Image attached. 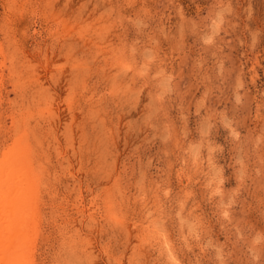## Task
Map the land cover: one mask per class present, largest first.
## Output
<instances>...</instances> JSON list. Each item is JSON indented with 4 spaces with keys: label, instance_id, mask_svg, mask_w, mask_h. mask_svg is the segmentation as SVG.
<instances>
[{
    "label": "rangeland",
    "instance_id": "374dc122",
    "mask_svg": "<svg viewBox=\"0 0 264 264\" xmlns=\"http://www.w3.org/2000/svg\"><path fill=\"white\" fill-rule=\"evenodd\" d=\"M0 50L35 264H264V0H0Z\"/></svg>",
    "mask_w": 264,
    "mask_h": 264
},
{
    "label": "bare ground",
    "instance_id": "6f19581e",
    "mask_svg": "<svg viewBox=\"0 0 264 264\" xmlns=\"http://www.w3.org/2000/svg\"><path fill=\"white\" fill-rule=\"evenodd\" d=\"M27 203L17 198L0 203V225H4L0 229V264H35L34 231L39 221ZM17 208L21 211L15 213Z\"/></svg>",
    "mask_w": 264,
    "mask_h": 264
}]
</instances>
